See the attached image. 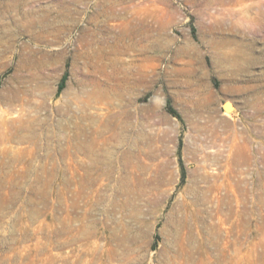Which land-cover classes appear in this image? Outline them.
<instances>
[{"label":"rangeland","instance_id":"rangeland-1","mask_svg":"<svg viewBox=\"0 0 264 264\" xmlns=\"http://www.w3.org/2000/svg\"><path fill=\"white\" fill-rule=\"evenodd\" d=\"M191 247L264 264V0H0V264Z\"/></svg>","mask_w":264,"mask_h":264},{"label":"bare ground","instance_id":"bare-ground-1","mask_svg":"<svg viewBox=\"0 0 264 264\" xmlns=\"http://www.w3.org/2000/svg\"><path fill=\"white\" fill-rule=\"evenodd\" d=\"M164 1V0H163ZM193 2V1H192ZM197 3V2H196ZM170 11V10H169ZM174 12V11H173ZM166 13V12H165ZM172 12L170 11L169 12V14H167V15H169L168 17H170ZM164 14V13H163ZM152 15V14H151ZM150 15V16H151ZM166 15V16H167ZM156 16V15H155ZM167 17V18H168ZM155 17H153V19H154ZM163 19V18H162ZM169 19V18H168ZM167 19V20H168ZM171 19V18H170ZM170 19H169V21H170ZM166 20V21H167ZM172 20V19H171ZM125 21V20H124ZM139 21H140V19H139ZM162 21H164V19L162 20ZM123 23V22H122ZM133 22H131L130 20L128 21V20H126L123 24H124V29H121V30H123V32L120 34V36L119 37H121V39H123V37H125L126 35H135V34H141V35H143V36H145V37H147V38H149V29L147 28V26L144 24V21H140L139 23V25L138 26H135V25H133L132 24ZM122 25V24H121ZM123 26V25H122ZM159 30H162L163 29V23L162 22H160L159 21V23H158V27H157ZM165 28V27H164ZM159 30H158V32H159ZM152 31V30H151ZM157 32V33H158ZM159 34V33H158ZM156 37V36H155ZM160 39H162V38H160ZM152 41H153V44H151V46H152V48H154V49H159V50H163L162 49V46H161V43H160V41L162 42V40H159L157 37L156 38H154V39H152ZM190 47V46H189ZM180 53H182V51H180ZM95 57V56H94ZM102 57H103V53H102V50H99L98 49V51L96 52V58L97 59H101V61H102ZM177 57H179V56H177ZM30 63V62H29ZM115 64V63H114ZM235 64V63H234ZM235 66H236V64H235ZM100 67V66H99ZM98 67V68H99ZM114 68V67H113ZM121 68V67H120ZM99 72H101V73H104V74H106L105 72H104V68L103 67H100L99 68V70H98ZM97 71V72H98ZM140 71V70H139ZM145 72V71H144ZM119 73H122V77L121 78H119L117 75L119 74ZM139 75H137V76H139L138 77V79H133V76H132V74H131V71L129 72L128 70L127 71H124V72H120V70H115L111 75H106V78L108 79V80H110V79H112V80H114L115 81V83H116V87L114 88V89H116L117 91H118V93L119 94H124V92H125V90H128V88L126 87V88H124L125 86H127V85H130V84H132V86L133 85H136V84H138V82L139 81H141L143 78H144V73H142V71L141 72H139L138 73ZM146 74V73H145ZM135 75V74H134ZM136 76V75H135ZM134 76V77H135ZM105 77V76H104ZM93 81V80H92ZM95 82V81H94ZM96 82H97V80H96ZM99 82V81H98ZM113 83V82H112ZM98 84V83H97ZM116 91V92H117ZM37 136V135H36ZM130 162V161H129ZM128 163V162H127ZM111 239V238H110ZM260 243V242H259ZM191 246V245H190ZM189 247V246H188ZM193 247H191V248H189L188 249V261L185 263V264H196L195 262H196V258L194 257V252H193V249L195 248H193ZM110 250V249H109ZM187 253V252H186ZM207 253V252H206ZM197 255V254H196ZM133 256V255H132ZM207 256V255H206ZM256 256V255H255ZM258 257V256H257ZM215 259V258H214ZM187 260V259H186ZM203 260V259H202ZM207 260V259H206ZM217 261L219 262V264H233V263H231L227 258H224V259H221L220 257H218L217 258ZM179 262V261H178ZM211 263V261H207V263L206 264H210ZM202 264H204L203 263V261H202Z\"/></svg>","mask_w":264,"mask_h":264}]
</instances>
